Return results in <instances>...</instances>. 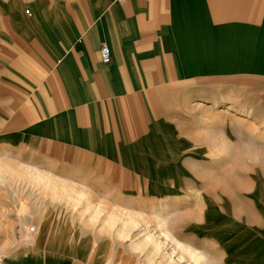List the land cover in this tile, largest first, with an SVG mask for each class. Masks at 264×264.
I'll list each match as a JSON object with an SVG mask.
<instances>
[{
    "label": "rangeland",
    "instance_id": "374dc122",
    "mask_svg": "<svg viewBox=\"0 0 264 264\" xmlns=\"http://www.w3.org/2000/svg\"><path fill=\"white\" fill-rule=\"evenodd\" d=\"M81 4L0 0V251L6 261L189 264L180 247H199L211 260L205 264H264V77L238 92L227 84L182 97L162 108L161 117L147 116L143 132L109 134L104 148L102 140L97 149L68 145L49 126L36 131L40 117H17L26 106L34 109L40 85L22 60L45 76L56 72V62L44 64L32 46L21 47L20 22L45 21L56 31L58 18L70 21ZM27 74L35 85L24 90ZM13 102L20 104L10 110ZM48 110L47 121L56 117Z\"/></svg>",
    "mask_w": 264,
    "mask_h": 264
},
{
    "label": "crops",
    "instance_id": "0c3cea01",
    "mask_svg": "<svg viewBox=\"0 0 264 264\" xmlns=\"http://www.w3.org/2000/svg\"><path fill=\"white\" fill-rule=\"evenodd\" d=\"M79 11L70 21L58 18L56 31L45 21H28L26 36L20 35L21 47L32 46L44 64L56 62V72L46 77L22 60L40 85L34 109L26 106L17 117H40L36 131L49 126L68 145L97 149L102 140L104 148L109 134L143 132L147 116L161 117L162 108L182 97L227 84L238 92L264 77V0H83ZM101 46L109 49L107 64ZM24 77V90L35 85ZM50 107L56 117L47 121ZM65 264L91 263L71 258Z\"/></svg>",
    "mask_w": 264,
    "mask_h": 264
},
{
    "label": "bare ground",
    "instance_id": "6f19581e",
    "mask_svg": "<svg viewBox=\"0 0 264 264\" xmlns=\"http://www.w3.org/2000/svg\"><path fill=\"white\" fill-rule=\"evenodd\" d=\"M26 23H27L26 21H21L20 22L19 31H20V35L21 36H26V34H27L26 32H27V26L28 25H26ZM247 216L243 219V223H247L246 222L248 220ZM234 218H236V217H234ZM219 248L222 249V247L218 246V247L215 248V250L216 249L218 250ZM180 249H184V252H185V254L187 256V260L186 261L189 264L190 263H192V264H205V261H211V260H208V256L206 254H204V253L202 254V252H201L199 247H180ZM262 249H264V247Z\"/></svg>",
    "mask_w": 264,
    "mask_h": 264
},
{
    "label": "built area",
    "instance_id": "2783aa9c",
    "mask_svg": "<svg viewBox=\"0 0 264 264\" xmlns=\"http://www.w3.org/2000/svg\"><path fill=\"white\" fill-rule=\"evenodd\" d=\"M99 55H100V59H101L102 63L107 64L110 62V53H109L108 47L101 46L100 51H99ZM0 264H8V263H6L4 257L2 256L1 253H0Z\"/></svg>",
    "mask_w": 264,
    "mask_h": 264
}]
</instances>
